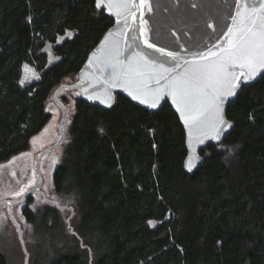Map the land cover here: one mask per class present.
<instances>
[{
	"label": "trees",
	"instance_id": "16d2710c",
	"mask_svg": "<svg viewBox=\"0 0 264 264\" xmlns=\"http://www.w3.org/2000/svg\"><path fill=\"white\" fill-rule=\"evenodd\" d=\"M112 23L95 0H0V163L29 148L49 120L50 95ZM25 65L36 78L21 84ZM226 116L233 128L188 174L185 132L168 102L150 112L122 94L108 109L75 96L52 174L70 233L35 264H264V75ZM22 213L37 221L28 206Z\"/></svg>",
	"mask_w": 264,
	"mask_h": 264
},
{
	"label": "snow or ice",
	"instance_id": "6c2138e0",
	"mask_svg": "<svg viewBox=\"0 0 264 264\" xmlns=\"http://www.w3.org/2000/svg\"><path fill=\"white\" fill-rule=\"evenodd\" d=\"M102 3L103 0H96L98 8ZM137 7L136 0H107V10L114 13L117 24H122V28L115 34L109 31L102 42V55L94 53L95 60L90 58L89 65L95 62L102 66V73L108 71L105 84L125 87L133 99L153 108L165 95L170 96L188 130L189 145L201 144L209 135L219 141L224 130L231 126L224 118V98L235 95L237 87L244 82L264 75V0H237L235 16L231 17L232 27L227 32V46L209 50L206 55L193 53L196 59L183 60V63L177 62L183 58L176 53H165L159 49L162 55L171 57L172 67L134 50L131 55L124 56L120 40L113 38L114 35L125 36L131 28L129 18L135 21ZM128 39L133 41L126 45L128 49L138 47L135 45L136 37L129 36ZM144 43L147 48H155L147 40ZM24 70L26 74L21 84L31 78L28 65ZM111 100V95L106 93L104 103L110 104ZM186 166L191 169V160ZM88 251L91 254V249Z\"/></svg>",
	"mask_w": 264,
	"mask_h": 264
},
{
	"label": "water",
	"instance_id": "95a60500",
	"mask_svg": "<svg viewBox=\"0 0 264 264\" xmlns=\"http://www.w3.org/2000/svg\"><path fill=\"white\" fill-rule=\"evenodd\" d=\"M138 5L135 9V21L129 18V24L131 28L126 31L125 36H115L114 39L120 40V46L124 49V56L131 55L132 51L140 52L141 54H147V56L156 62H166V67H172L174 62L171 57L162 55L159 49H163L166 52L176 53L183 59L177 61L183 63V60L196 59L193 53H199L206 55L209 50H217L221 46H227L229 36L227 35L228 29L232 27L231 17L235 16L237 0H136ZM98 11H103L105 15L113 19V23L103 33L99 41L89 51L83 65L77 74V79L69 84H60L53 93V98L56 103L62 109V115L59 121V136L57 140L50 146L42 149L35 156L34 159V171L36 175V184L29 188L21 198L19 199H5L0 202V208L6 206L9 218L16 225V228L21 237V230L19 223L12 215V206L14 203L28 200L33 192L40 188L42 178L39 170V160L41 156L48 151H51L59 147L65 139V124L68 117V109L66 105L58 97L61 90H76L83 101L88 104L98 106L100 108L108 109L115 101L117 94H122L127 97L134 104L150 111L155 112L159 110L165 102H168L174 112L177 114L184 132H185V146L186 156L183 162V167L186 173L190 174L195 171L203 162L204 158L201 154L206 146L210 144H219L227 136L234 126V122L227 118L226 109L228 104L233 101L241 88L254 82L261 75H258L254 81L244 82L236 89V94L232 96H226L224 98L223 109L224 118L230 123V127L226 128L217 141L209 135L201 144L192 143L189 145L188 130L180 118V114L177 111L176 105L173 104L172 98L165 95L157 104L155 108L148 104H143L139 100L133 99L129 94V91L125 87H113L111 84H105L109 73L105 70L103 73L95 62L89 65L90 58L95 60L93 54L101 56L103 48L102 42L105 40V36L111 30L114 34L118 29L122 28V24H117V18L114 13H110L107 10V0H103L100 8L96 5ZM223 33V34H222ZM129 36L136 37L134 49H128L127 44L133 43L129 40ZM155 45L154 49L147 48L144 41ZM123 60L124 57L122 56ZM264 71V70H262ZM106 93L111 95V103H104L106 99ZM90 96L98 97L96 99H90ZM191 160L192 167L189 169L186 164ZM11 202L10 204L8 202ZM53 204L59 206L55 200H49Z\"/></svg>",
	"mask_w": 264,
	"mask_h": 264
},
{
	"label": "rangeland",
	"instance_id": "374dc122",
	"mask_svg": "<svg viewBox=\"0 0 264 264\" xmlns=\"http://www.w3.org/2000/svg\"><path fill=\"white\" fill-rule=\"evenodd\" d=\"M45 51L48 54L49 61L56 59L55 54L49 46L45 47ZM32 73L35 72L31 70V73H28L31 78L25 80V82L36 78V73L35 75H32ZM25 74H23L22 79ZM76 79L77 76H68L61 84H69ZM77 95L78 92L76 90H61L58 94L59 98L66 99L65 105L68 109V117L65 124V139L59 147L43 154L39 160V170L42 178L41 191L43 195L35 192L31 199L23 205L28 206L35 213L37 221L33 222L24 216L22 205L13 204L12 215L19 223L21 230V237H19L16 225L9 218L6 206L0 208V250L6 256L7 264H35L36 258L39 255H43L45 251L51 252V244H55L58 241L57 237L60 238V242L65 243L68 240L72 213L67 208V202L54 191L52 174L64 150L68 137L67 126L74 108L75 96ZM46 108L50 112L49 120L38 133L32 136L29 148L0 163V202L5 199L21 196L31 184L36 182L34 171L35 156L42 149L53 144L59 136L58 127L62 109L56 103L52 94L47 100ZM49 200H55L59 204L58 227L54 226L57 224V220L54 219L51 213L55 207ZM46 223L53 226L51 229L54 234L43 233L42 226ZM53 239L55 241H52Z\"/></svg>",
	"mask_w": 264,
	"mask_h": 264
},
{
	"label": "flooded vegetation",
	"instance_id": "af4514ba",
	"mask_svg": "<svg viewBox=\"0 0 264 264\" xmlns=\"http://www.w3.org/2000/svg\"><path fill=\"white\" fill-rule=\"evenodd\" d=\"M35 184H36V182L33 183V184H31L30 187H28V189L31 188V187H33ZM28 189H27V190H28ZM27 190H26V191H27ZM35 192H39V193L42 194L41 186H40V188H38L37 190H35L33 193H35ZM24 193H25V192H24ZM24 193H23V194H24ZM23 194H22L21 196H18V197H16V198H13V199H19V198H21V197L23 196ZM32 195H33V194H32ZM42 195H43V194H42ZM31 197H32V196H31ZM31 197H30L28 200H26V201L17 202V203H14V204H18V205H22V206H23L27 201H29V200L31 199ZM44 198H45V197H44ZM23 207H24V206H23Z\"/></svg>",
	"mask_w": 264,
	"mask_h": 264
}]
</instances>
